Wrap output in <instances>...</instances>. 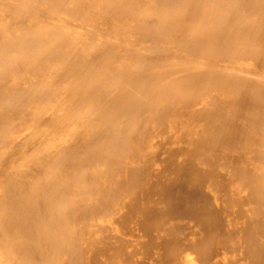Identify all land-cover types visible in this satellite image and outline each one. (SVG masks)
Wrapping results in <instances>:
<instances>
[{
    "label": "bare ground",
    "instance_id": "bare-ground-1",
    "mask_svg": "<svg viewBox=\"0 0 264 264\" xmlns=\"http://www.w3.org/2000/svg\"><path fill=\"white\" fill-rule=\"evenodd\" d=\"M0 264H264V0H0Z\"/></svg>",
    "mask_w": 264,
    "mask_h": 264
}]
</instances>
